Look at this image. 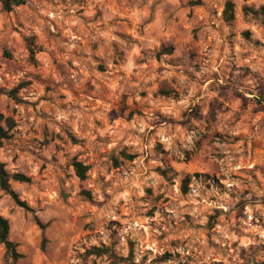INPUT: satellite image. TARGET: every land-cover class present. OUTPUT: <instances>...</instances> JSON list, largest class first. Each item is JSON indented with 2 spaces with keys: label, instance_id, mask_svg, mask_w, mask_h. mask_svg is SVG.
Listing matches in <instances>:
<instances>
[{
  "label": "rangeland",
  "instance_id": "374dc122",
  "mask_svg": "<svg viewBox=\"0 0 264 264\" xmlns=\"http://www.w3.org/2000/svg\"><path fill=\"white\" fill-rule=\"evenodd\" d=\"M227 1L0 3V264L264 263V0Z\"/></svg>",
  "mask_w": 264,
  "mask_h": 264
},
{
  "label": "trees",
  "instance_id": "16d2710c",
  "mask_svg": "<svg viewBox=\"0 0 264 264\" xmlns=\"http://www.w3.org/2000/svg\"><path fill=\"white\" fill-rule=\"evenodd\" d=\"M0 3L3 6V9L7 12H11L14 7L20 6L26 3V0H0ZM245 14L248 13H262L264 11V8H261V10H252L251 12L250 8L244 7ZM223 18L225 21L230 22L234 20L235 18V4L231 0H228L225 4V8L223 11ZM10 122L9 119H6L4 115L0 112V142L2 139L6 138L8 136V131L12 127V125L9 126V129H5V125ZM75 168V172L77 176L82 180H86L87 173L89 171V167L84 165L82 162L75 161L73 164ZM20 182V183H28L31 181V179L22 174V173H15L10 174L6 168L5 165L0 162V188L5 191L7 194H10L13 199L19 203L21 206H25V203L20 202L18 195L15 191L11 188V182ZM186 182L184 181L183 188L186 189ZM42 229H45L46 226L43 224H40ZM10 236V222L7 218L2 216L0 214V243L3 244L6 248L7 254L15 261L17 262L19 259L23 257L22 254H20L16 249V244L12 242L9 238ZM109 250L107 249H101V248H94L93 250L88 252V255H96V256H102L108 253ZM115 256H113L114 258ZM116 258V257H115ZM264 264V263H263Z\"/></svg>",
  "mask_w": 264,
  "mask_h": 264
}]
</instances>
